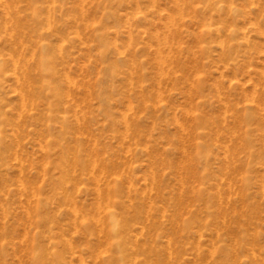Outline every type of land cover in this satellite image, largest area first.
<instances>
[{
  "label": "rangeland",
  "instance_id": "1",
  "mask_svg": "<svg viewBox=\"0 0 264 264\" xmlns=\"http://www.w3.org/2000/svg\"><path fill=\"white\" fill-rule=\"evenodd\" d=\"M0 264H264V0H0Z\"/></svg>",
  "mask_w": 264,
  "mask_h": 264
}]
</instances>
